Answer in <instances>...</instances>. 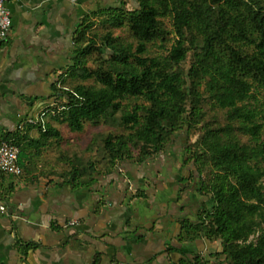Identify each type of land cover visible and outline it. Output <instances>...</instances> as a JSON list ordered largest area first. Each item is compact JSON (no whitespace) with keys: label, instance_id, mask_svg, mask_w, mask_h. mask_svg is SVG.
Instances as JSON below:
<instances>
[{"label":"trees","instance_id":"obj_1","mask_svg":"<svg viewBox=\"0 0 264 264\" xmlns=\"http://www.w3.org/2000/svg\"><path fill=\"white\" fill-rule=\"evenodd\" d=\"M96 18L109 27L100 44ZM84 19L74 64L47 111L69 131L89 124L91 133L83 144L68 138L57 179L92 186L123 161L155 158L182 133L199 130L185 145L182 166L196 169L186 177L196 184L200 209L195 221H181L180 239L218 247L196 249L180 264H264V0H136L131 9L123 1ZM125 24L135 44L113 35ZM92 53L95 67L88 65ZM208 102L221 115L210 114ZM43 134L63 137L54 127ZM20 136L5 138L21 155L29 144L45 145L43 137L25 144Z\"/></svg>","mask_w":264,"mask_h":264},{"label":"crops","instance_id":"obj_2","mask_svg":"<svg viewBox=\"0 0 264 264\" xmlns=\"http://www.w3.org/2000/svg\"><path fill=\"white\" fill-rule=\"evenodd\" d=\"M107 1L119 0H7L12 26L0 45V139L17 133L25 144L43 137L45 145L29 144L20 154V175L0 172V205L7 207L0 211V264H180L196 249L210 250L207 240L180 239L181 221H195L200 209L195 189L182 180L193 167L178 166L181 153L123 161L92 186L57 179L74 132L69 136L47 108L74 64L78 26ZM50 127L60 141L43 134Z\"/></svg>","mask_w":264,"mask_h":264},{"label":"rangeland","instance_id":"obj_3","mask_svg":"<svg viewBox=\"0 0 264 264\" xmlns=\"http://www.w3.org/2000/svg\"><path fill=\"white\" fill-rule=\"evenodd\" d=\"M123 1H125V7L129 8V9L133 8V6L136 5V0H119V1H116L117 3H115V4L114 3L113 4H108L110 2L107 1V6H109V5L110 6L111 5L112 6L120 5ZM117 13H119V10H116L114 15H116ZM105 18H106V13L104 11L103 14H101V16H100V19L104 20ZM167 25H168L169 28H172L171 21H167ZM108 29H109L108 26H105V25L101 24V22H99L98 27H95L92 30L93 32H97V40L99 41V44L101 43L100 39L102 38L103 34ZM112 30H113V35L119 37L122 41H124V42H132L133 44H135V38H134V36L132 34V31L130 30V28L126 24L123 25L122 27H116V28H114ZM173 36H174V32H172V34H171L172 38H173ZM172 40L173 39H171V41H167V46L171 45V43L173 42ZM154 49L156 50L157 53L162 51L161 50L162 48L155 47ZM95 55H96L95 53H92V54H90V56L88 58V65L91 66V67H95L96 66V63L93 60ZM92 81H93L92 79H89L86 82L87 83H92ZM258 96H259L260 103H261V99L264 102V95H261V93H260V94H258ZM206 109L210 112V114H220L221 115L220 112H217L216 110H214L212 108V106H211V104L209 102L206 104ZM101 128H103V127H101ZM71 132L73 133V131H71V130L69 132H67V133H69V136H71ZM90 133H91V126L89 124H87V125H85V129L82 132H74L73 136L75 137V139H77V140L79 139V141L83 144V143H85L88 140ZM199 133H200L199 130L191 131L189 133V135L187 133H182V135L180 137H178L177 143L174 146H172L170 151L173 152V153L175 152V153L183 154V151L185 149V145L189 144L188 143V139L192 140V141L197 140V137H198ZM178 166L180 168H182L183 167L182 166V162L178 161ZM193 170H194L193 174L197 175L196 169L194 167H193ZM183 181L186 182V183L190 182V187L193 188V189L196 186L195 182L193 180H189V178H187V177L184 178ZM199 199H200V197H199ZM217 247H218V244L217 245L216 244H212L210 246V251H215L217 249ZM207 251H208L207 249L203 248L202 253L205 254V253H207Z\"/></svg>","mask_w":264,"mask_h":264},{"label":"built area","instance_id":"obj_4","mask_svg":"<svg viewBox=\"0 0 264 264\" xmlns=\"http://www.w3.org/2000/svg\"><path fill=\"white\" fill-rule=\"evenodd\" d=\"M12 26L11 12L7 6V0H0V45L7 43L10 37V31ZM59 86L56 85L55 89ZM61 99L56 98L54 104L60 105ZM63 107V106H62ZM21 154V148L8 141L5 137L0 139V172L6 174L20 175L23 172L21 165L19 164V156ZM149 201V199H147ZM7 207L0 205V211H6ZM76 220L70 221L71 224Z\"/></svg>","mask_w":264,"mask_h":264}]
</instances>
